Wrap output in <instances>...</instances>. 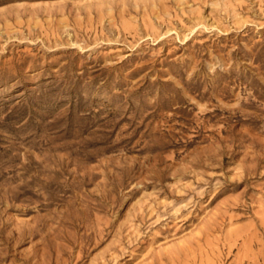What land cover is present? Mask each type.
Instances as JSON below:
<instances>
[{"label":"rangeland","instance_id":"1","mask_svg":"<svg viewBox=\"0 0 264 264\" xmlns=\"http://www.w3.org/2000/svg\"><path fill=\"white\" fill-rule=\"evenodd\" d=\"M0 196V264H264V0H0Z\"/></svg>","mask_w":264,"mask_h":264},{"label":"bare ground","instance_id":"2","mask_svg":"<svg viewBox=\"0 0 264 264\" xmlns=\"http://www.w3.org/2000/svg\"><path fill=\"white\" fill-rule=\"evenodd\" d=\"M48 182H49V181H48ZM49 183H50V182H49ZM47 185H48V184H47ZM44 186H46V183L44 184ZM22 188H23V187H22ZM6 191H7V190H6ZM12 192H13V191H12ZM20 193H21V192H20ZM5 194H6V193H5ZM5 194H4L2 197H4V198H8V197H9V198H11L12 200L17 199V197H18L17 194H16V195H13L12 193H11L10 195H8V194L5 195ZM21 194H22V193H21ZM2 197L0 196V203L2 202V199H3ZM10 202H11V201H10ZM10 205H12V204H10ZM15 205H16V204H15ZM15 205H14V206H15ZM5 206H7V205H5ZM8 206H9V205H8ZM21 206H22V205H21ZM22 207H23V206H22ZM19 208H20V207H19ZM10 209H11V208H10ZM20 209H21V208H20ZM17 211H18L19 213H22V214L25 213V212H28L27 209H24V210H17ZM1 220H2V219H1ZM1 220H0V221H1ZM29 221H30V219H29ZM2 222H3V220H2ZM2 222H1V223H2ZM24 223H25V222H24ZM24 223H23V224H24ZM20 224H21V223H20ZM27 224H28V223H27ZM33 225H34V223H33ZM33 225H32V226H33ZM0 226H1V225H0ZM6 226H7V225H6ZM35 226H36V225H35ZM19 228L21 229V227H19ZM19 228H18V229H19ZM34 228H35V227H34ZM36 228H37V227H36ZM11 230H12V229H11ZM14 230H15V229H14ZM16 230H17V228H16ZM12 231H13V230H12ZM31 232H32V231H31ZM18 234H19V233H18ZM11 235H12V234H11ZM6 236H9V234L6 235ZM16 236H17V235H16ZM9 237H10V236H9ZM19 237H20V236H19ZM19 237H18V238H19ZM14 240H16V239H14ZM16 241H18V239H17Z\"/></svg>","mask_w":264,"mask_h":264}]
</instances>
